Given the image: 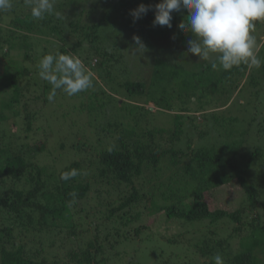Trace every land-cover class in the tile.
Listing matches in <instances>:
<instances>
[{"label": "trees", "instance_id": "obj_1", "mask_svg": "<svg viewBox=\"0 0 264 264\" xmlns=\"http://www.w3.org/2000/svg\"><path fill=\"white\" fill-rule=\"evenodd\" d=\"M11 2V9L0 12V264H140L139 248L131 256L126 251L144 240L158 244L149 264H215L217 254L224 264H264V115L246 120L231 116L230 109L229 117L207 110L232 104L238 91L260 111L264 57L259 70L243 64L213 70L210 61L190 71L176 56L186 52L173 50L179 37L192 36L178 27L187 13H172L170 36L169 27L153 25L160 0H55L63 18L46 15L43 20L31 17L24 0ZM140 4L151 8L134 20L131 10ZM114 11L139 33L142 58L152 65L149 79L121 76L132 71L126 66L129 48L118 36L119 43H106L104 34ZM259 27L264 22H257L254 33ZM56 53L77 56L98 72L92 91L68 96L57 90L48 101L51 85L39 77L38 64ZM99 79L121 85L125 100L119 102ZM145 95L167 96L162 106L174 117L169 128L138 124L137 106L128 100ZM66 101L75 119L85 115L80 128L94 142H71L68 135L56 148L52 140L50 149L47 117L53 113H46ZM39 120L44 127H36ZM72 124L69 130L78 127L74 119ZM211 125L214 136L205 128ZM39 130L42 136L35 138ZM195 135L197 144L191 140ZM40 158L49 161L42 165ZM72 169L80 174L60 179ZM231 184L244 194L240 208L210 207L208 196ZM143 204L147 216L178 220L199 233L186 239L187 229L161 240L149 224L122 231L140 219ZM220 222L226 231L232 225L226 236L217 229ZM234 237L239 238L236 249Z\"/></svg>", "mask_w": 264, "mask_h": 264}, {"label": "clouds", "instance_id": "obj_2", "mask_svg": "<svg viewBox=\"0 0 264 264\" xmlns=\"http://www.w3.org/2000/svg\"><path fill=\"white\" fill-rule=\"evenodd\" d=\"M34 20H43L46 15L62 14L55 10V0H24ZM12 8L11 0H0V12ZM151 5L140 4L131 10L135 19L145 15ZM184 11L186 23L178 27L190 32L188 52L205 61H212L213 70L230 71L234 67L247 65L259 68L262 64L257 53L260 47L255 32L257 22H264V0H160L155 5L153 25L172 27V13ZM138 47H143L139 37H134ZM215 57V60H212ZM39 77L51 85L47 95L53 101L57 90L73 96L93 86V73L77 56L71 54H46L38 64ZM77 169L61 173L60 179L67 181L79 175ZM75 198V193L71 194ZM215 264H224L221 255L213 257Z\"/></svg>", "mask_w": 264, "mask_h": 264}, {"label": "rangeland", "instance_id": "obj_3", "mask_svg": "<svg viewBox=\"0 0 264 264\" xmlns=\"http://www.w3.org/2000/svg\"><path fill=\"white\" fill-rule=\"evenodd\" d=\"M98 1L90 0V2H93V3H95V2L98 3ZM102 3H104V2H102ZM102 6H100L98 9L101 10ZM93 7H96V6H93ZM104 7H105V5H104ZM104 7H103V9H104ZM106 26L107 27H106V30L104 33L106 36L105 37L106 43H110L111 41H114V40L117 41L114 37L118 36V38L122 37V40L125 43V47L129 48V50L127 52V57H126V63H127L126 66L130 67V70H132V71L129 73L125 72L121 76H123L126 79H127V77H128V79L129 78H136L139 80H144V78L149 79L148 77L151 76L150 73L152 71V68H151L152 65L149 61L146 62L144 60V58H142L144 55L143 48L138 47V45L136 44V42L134 40V37H138L139 33L137 34L135 32V30L130 29V21L124 20V18L120 17L118 11H114L112 17L110 18V20L108 21ZM128 29H130L131 31L129 32ZM165 29H167L170 36L174 37L173 34L175 31L174 30L175 27L174 28H165ZM126 31H128V32H126ZM131 34H134V35H131ZM167 34L168 33H161V36H167ZM254 35L258 39L257 43L264 45V28L259 27L257 29L256 33H254ZM155 36L157 37L155 39L159 40L158 39L159 35L155 34ZM170 36H168V37H170ZM192 38L193 37L190 36V38H187L185 40H181V37H179L178 38L179 41H176L175 43L173 42V44L175 45L173 47L174 48L173 50H176L178 52L181 49L182 53H184V54L186 52L185 55H180L179 53L178 54L176 53V56L181 61L182 60H184L185 62L187 61V69H189L190 71L197 72V71H199V69L203 65V63H208L210 61L202 60L198 56L188 52V40H190ZM140 40H142V39L140 38ZM170 42L172 43V40ZM181 45H182V48H181ZM117 46H120V44H117ZM184 47H185V49H184ZM166 48L168 50H170V48L167 47V45H166ZM173 50L171 49V51H173ZM257 55L262 61V58L264 57V46L260 47ZM213 58L214 57H212V59ZM93 63H94V61H93ZM120 68L121 67L117 68V71L120 72ZM259 68H256V69L259 70ZM87 69L90 70L89 67ZM90 71L94 74L93 75L94 78H98L97 77L98 72H96L94 70H90ZM120 78H122V77H120ZM246 81H247V79H245V82ZM99 82H100V84L102 83L104 89L107 92H109L113 95H116L118 98H120L119 102L122 103L125 100L126 91L123 88L121 89V85L116 83V85L113 86L109 81L106 80V82L104 83L103 81H101V79H99ZM117 82L122 83V79L121 80L117 79ZM261 85L262 84H260V86ZM262 86H263L262 89H264V85H262ZM90 91H92V89ZM232 97H231L232 98L231 101L232 100L234 102L237 101V102H235V104H234V102H232V104H231V102H229L227 104L222 105L219 108L209 107V109H207L208 112H210V114L215 113V114H218L220 116H227V117H229L231 114V116H238L239 118H244L246 120H248L250 118L249 116H252V115L259 117V120L263 119L264 105L262 108L260 107V111H258V110L255 111L256 110V107H255L256 103L251 104V101L249 102L248 100H245V98L241 94H239L238 91L234 92V95ZM162 98H164V100H165V99H167V96L154 95L152 98L151 96L145 95V96H141V97H134L131 101L128 100L129 103L131 102L132 105L137 106V107H133V113H134V115L137 116V120H138L139 125L147 126L149 128L152 126V128L159 127V128L167 129L174 123V117L172 116L171 111L169 112V110H167L166 108H164L162 106V105H164ZM258 98H259V101L262 104H264V91H262L260 93ZM152 101H153V103H156L157 109L156 108L154 109L153 103H149ZM66 103L67 104H62V103L59 104L58 103L55 105L56 106L55 110L53 109V107L49 108L47 110V113H46L47 115H50L49 113H53L52 115L47 117V121L51 127V129H49V130H51V134H50L49 139H48L49 140L48 148H50V149L53 146L52 140L55 141L54 147L56 148V143L59 140V138H64L65 136H68V135H71V136H69V138L71 139L69 141H71V142L72 141L84 142V141H86V139H90L92 142H94L93 135H91L89 132H83L84 130L82 128H80L83 126V123L85 121V119H84L85 115H81L78 118V120L75 119L76 113H73V111L70 112L71 108H70L67 101H66ZM70 103H72V102H70ZM176 105H177V103H176ZM175 108H177V107H173V111L176 110ZM239 109L243 110V112H240ZM192 110H194V108H192ZM228 110L230 111V114H227ZM51 111H53V112H51ZM114 112H115V110H114ZM224 112L227 115H224ZM73 119L76 120L78 127L74 126L73 130L72 129L69 130L67 128V125H69V126L71 125L73 127V124H72ZM89 120L91 122V119H89ZM197 121H198V123H201L202 118H199ZM35 125H36V127H41V126L44 127L43 123H41V120L36 121ZM241 125H243V124L241 123L240 126ZM77 128H80L79 135L74 134V131L76 132ZM205 128L211 133V135H213V136L216 135V132L213 131L214 130L213 125L208 126V127L205 126ZM38 136L39 137H35V138H41L40 137V136H42L41 130H39ZM197 137L198 136L195 135V137H193L191 139L194 144H197ZM48 161L49 160L46 158H45V160L43 158H40L39 163L44 165V164L48 163ZM59 167H60V165H59ZM110 196L111 197H109V198H111V200H113V201L117 200L116 197L113 198L114 195H110ZM243 199H245L243 192L240 190V188L238 186L232 185V184L229 185L228 187H225L224 189H218L216 192H213L210 196H208V202L210 204V207L221 208V209L228 210V211H235V210L239 209ZM143 206H144V204L139 207V213L141 214L140 219L135 224H132L129 227H126V228L122 227V231H124V232L130 231L131 228L137 227L140 224H142V225L149 224V228L151 227L150 232L155 234V237L157 236L161 240H164L166 238H172L173 236L178 235L179 233H182L187 229L190 230V234L188 233L185 235L186 239L192 238L199 233V231H197L196 232L197 234H193L195 231L194 230L191 231V228H192L191 226H186L178 220H168V219H166V217H157V218L149 217L146 215V209L145 208L143 209ZM230 226L232 228V225H230ZM224 227H226L224 222H220L217 225V229H219L220 233L222 232L221 234H223V236H226V234H228V231L231 228H229L226 231V230H224L225 229ZM194 229H196V228H194ZM160 239H159V241H160ZM238 240H239L238 237H234L231 241V244H232L234 249L237 248ZM139 243H141V244H139ZM155 246L157 247L158 244L156 243V245H155V244H153V242H151L149 240H147V241L144 240L143 242L139 241L136 243V245L133 244L132 247L126 251V254H127V256H131L133 253H135L134 249L139 248V257L138 258H139L140 264H149L151 262V260H150L151 254H152V251L154 250L153 248H155Z\"/></svg>", "mask_w": 264, "mask_h": 264}]
</instances>
